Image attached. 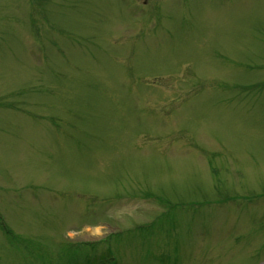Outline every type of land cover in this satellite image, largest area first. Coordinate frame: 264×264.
<instances>
[{"label": "rangeland", "instance_id": "rangeland-1", "mask_svg": "<svg viewBox=\"0 0 264 264\" xmlns=\"http://www.w3.org/2000/svg\"><path fill=\"white\" fill-rule=\"evenodd\" d=\"M0 214V264H264V0H0Z\"/></svg>", "mask_w": 264, "mask_h": 264}]
</instances>
